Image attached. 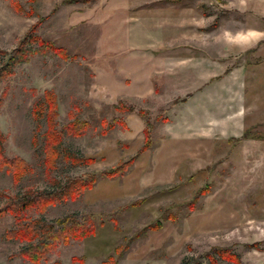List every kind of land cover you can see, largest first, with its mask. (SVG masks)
Wrapping results in <instances>:
<instances>
[{
  "label": "rangeland",
  "instance_id": "obj_1",
  "mask_svg": "<svg viewBox=\"0 0 264 264\" xmlns=\"http://www.w3.org/2000/svg\"><path fill=\"white\" fill-rule=\"evenodd\" d=\"M29 33L68 57L30 55L0 82L3 156L29 165L15 185L0 160V206L135 156L145 127L151 146L75 200L0 217V264H32L19 255L28 243L6 230L66 216L95 234L57 241L40 264H210V254L264 264V0H0V50L10 55ZM44 91L58 105L62 147L93 164L46 169ZM69 111L90 124L80 137L63 132ZM223 248L239 262L220 258Z\"/></svg>",
  "mask_w": 264,
  "mask_h": 264
},
{
  "label": "trees",
  "instance_id": "obj_2",
  "mask_svg": "<svg viewBox=\"0 0 264 264\" xmlns=\"http://www.w3.org/2000/svg\"><path fill=\"white\" fill-rule=\"evenodd\" d=\"M30 1V0H29ZM15 11H21L20 4L13 2L12 4ZM37 45L35 50L31 49L32 45ZM67 59V51L65 48L56 46L55 44L41 39L35 35L28 34L19 43L18 47L12 51L10 55L7 52L0 50V56H8L6 62L0 67V82L11 77L13 75V69L16 65L27 61L28 57L33 54H47ZM44 100L46 101L45 108V123L46 131L44 132V165L47 170H53L60 159L66 163L72 165H91L95 162L93 158H81L74 152L63 148V136L60 130H58L57 118H58V105L54 97L49 91H44ZM40 107L36 105L32 112L36 115L40 112ZM70 122L63 126V132L71 137H80L86 132L90 124L86 120H79L75 117L72 111L68 112ZM102 126L107 128H114L117 124L121 127H125V123L122 121L101 122ZM251 132H245L244 138H257L262 139L261 135H253ZM144 142L143 146L133 157L127 160L119 161L115 166L108 170L101 171L100 173H90L84 176L69 178L64 183H60L55 179H50L51 189L38 190L28 189L20 195L13 198H9L2 206H0V217L7 214L18 217L20 214L36 209L43 213L51 205L57 203L66 202L68 200H75L79 198L84 192L94 188L100 178L112 180L125 174L132 166L137 156L151 146L150 132L147 127L143 129ZM4 136L0 131V160L1 164L6 166L12 177V181L15 185L19 184L21 179L26 175L29 170L28 163L21 157H14L6 159L3 156ZM209 189L204 188L199 190L194 198L188 203L190 207L202 196L207 195ZM167 218H171L167 215ZM58 225V226H57ZM150 228L157 229L161 227V222L157 221L155 224L150 225ZM95 234V228L92 223L80 222L71 216L63 218H57L55 223L41 218H32L22 223L16 228L8 229L5 232L7 239H16L21 242H27L28 246L19 251V255L28 260L32 264H40L41 259L46 256V253L50 251L57 241H61L67 244L70 240H82ZM37 241V242H35ZM123 246H119L115 249L117 252H121ZM218 256L222 259L230 260L234 263L239 262V257L236 253L229 251L228 249H219L216 251ZM210 264H216L217 257L213 254L208 256ZM72 261L76 264H82V259L73 256ZM57 264V263H56ZM105 264H115L111 260L105 262Z\"/></svg>",
  "mask_w": 264,
  "mask_h": 264
}]
</instances>
